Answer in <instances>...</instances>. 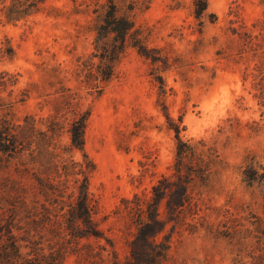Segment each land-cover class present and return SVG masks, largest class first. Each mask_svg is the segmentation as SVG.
I'll use <instances>...</instances> for the list:
<instances>
[{
	"label": "rangeland",
	"instance_id": "1",
	"mask_svg": "<svg viewBox=\"0 0 264 264\" xmlns=\"http://www.w3.org/2000/svg\"><path fill=\"white\" fill-rule=\"evenodd\" d=\"M115 1L148 56L127 48L101 81L91 76L99 58L90 57L108 0H45L17 21L5 16L10 0H0V76L9 81L2 95L19 100L16 114L43 129L57 125L64 158L83 161L68 129L89 111L90 207L103 234L70 243L60 263L63 235L35 226L45 199L32 176L0 167V185L21 180L28 189V208L14 221L22 253L44 264H128L137 198L145 203L172 176L179 127L201 164L192 203L159 235L171 241L162 264H264V191L242 173L252 158L264 161V0H207L206 10L202 0ZM161 214L169 215L166 202Z\"/></svg>",
	"mask_w": 264,
	"mask_h": 264
},
{
	"label": "trees",
	"instance_id": "2",
	"mask_svg": "<svg viewBox=\"0 0 264 264\" xmlns=\"http://www.w3.org/2000/svg\"><path fill=\"white\" fill-rule=\"evenodd\" d=\"M45 0H10L4 7L8 21L26 18L41 8ZM201 10L208 7L202 0ZM95 52L99 62L91 64V76L101 81L112 78L115 63L129 47L147 55L138 38L135 21L127 14H121L115 0H108L96 15ZM9 52V51H8ZM10 54L14 49L10 48ZM9 81L0 76V167L14 170L21 176L30 174L32 188L44 197L45 202L37 208L39 218L35 226L50 229L53 235H63L58 261L62 263L70 243H79L83 238L103 236L95 221L90 207V174L95 164L85 151V134L89 111L78 115L68 132L70 149L83 152L84 160L64 158L67 150L60 149L55 142L60 130L57 125H37L34 116L19 117L16 104L10 96L2 95ZM10 91V95H11ZM21 100V99H20ZM177 137L176 160L172 176H165L152 187V195L143 203L137 198L138 211L133 216L136 231L129 241L131 256L128 264H162L169 256L170 239H159L168 222L178 223L181 210L192 203L191 191L197 179L194 171L200 162L190 157L191 144L180 136L179 127L175 128ZM34 169V171L32 170ZM32 170V171H31ZM243 177L250 186L264 191V161L255 157L243 165ZM3 190V191H2ZM27 187L23 181L5 179L0 185V264H44L45 261L28 259L20 248L19 239L14 232V221L28 208ZM166 202L167 218H163L161 207ZM11 209L12 218L4 219L5 209ZM2 214V215H1ZM179 216V217H178ZM113 264H121L114 257Z\"/></svg>",
	"mask_w": 264,
	"mask_h": 264
}]
</instances>
